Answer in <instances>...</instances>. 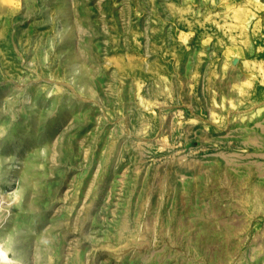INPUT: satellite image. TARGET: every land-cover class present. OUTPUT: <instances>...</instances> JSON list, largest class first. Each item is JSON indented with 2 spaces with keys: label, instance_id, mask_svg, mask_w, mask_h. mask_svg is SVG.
I'll list each match as a JSON object with an SVG mask.
<instances>
[{
  "label": "rangeland",
  "instance_id": "rangeland-1",
  "mask_svg": "<svg viewBox=\"0 0 264 264\" xmlns=\"http://www.w3.org/2000/svg\"><path fill=\"white\" fill-rule=\"evenodd\" d=\"M0 264H264V0H0Z\"/></svg>",
  "mask_w": 264,
  "mask_h": 264
}]
</instances>
